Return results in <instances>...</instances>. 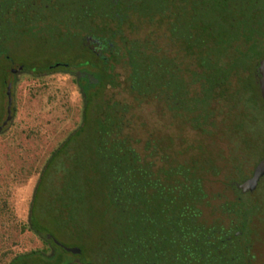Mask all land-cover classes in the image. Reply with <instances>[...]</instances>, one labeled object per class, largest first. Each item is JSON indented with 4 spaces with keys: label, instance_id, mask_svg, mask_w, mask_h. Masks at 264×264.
Segmentation results:
<instances>
[{
    "label": "trees",
    "instance_id": "16d2710c",
    "mask_svg": "<svg viewBox=\"0 0 264 264\" xmlns=\"http://www.w3.org/2000/svg\"><path fill=\"white\" fill-rule=\"evenodd\" d=\"M40 1L0 0V59L10 63L11 40L36 34L43 26L42 18H30L33 6ZM77 1L78 15H73L72 22L79 27L80 40L60 48H79L85 56L74 60L72 66L60 63L45 69L82 68L72 80L81 97L79 122L50 152L34 191L36 196L50 173L70 170L62 203L52 214L66 216L67 204L86 222L81 238H93L90 260L75 257L73 261L247 264L244 223L238 221L248 215L244 194L225 184L234 200L211 206L203 178L215 169L202 151L176 161L168 147L150 138L141 154L130 130L133 110L142 104L160 105L199 134L213 128L218 115L227 117L239 94L250 93V89L260 102L259 109H264L254 71L264 54V0H245L242 6L237 0ZM86 2L95 8H86ZM62 15L64 22L69 19L67 13ZM142 27L149 32L137 36ZM160 29L189 64L182 67L158 49L155 35ZM234 46L238 47L235 56L239 64L225 68V52L235 50ZM246 60L254 61V70L247 75L252 87L244 81ZM118 64L125 70L122 83L114 73ZM18 67L28 73L38 70L29 72L32 65ZM106 90L112 91L108 97ZM116 90L130 101L115 98L120 94ZM72 154L78 160L75 167L67 169ZM208 206L218 214L209 222L202 217ZM32 207L28 228L43 234L52 250L48 255L40 251L17 255L8 264H25L33 255L41 264L72 261L62 262L55 249L66 252L46 238L48 231L35 228L42 226ZM81 238L76 246L82 255L88 248Z\"/></svg>",
    "mask_w": 264,
    "mask_h": 264
},
{
    "label": "rangeland",
    "instance_id": "374dc122",
    "mask_svg": "<svg viewBox=\"0 0 264 264\" xmlns=\"http://www.w3.org/2000/svg\"><path fill=\"white\" fill-rule=\"evenodd\" d=\"M237 1L241 6L246 3L245 0ZM77 3V0H41L35 4L30 18H42L43 26L38 23L37 26H41L38 33L17 36L11 40L13 48L10 52V63L0 59V264H8L15 256L31 251L48 255V251L52 250L44 242L43 234H37L28 228L31 206L33 216L42 226L35 228L38 231H48L61 246L78 247L77 239L85 231V220L74 214V209L67 204L66 216L52 214L62 203V189L68 184L70 170L62 174L59 171L50 173L41 190L34 195L41 170L50 152L79 122L81 97L72 80L82 68L73 69L72 73L70 70L57 68L46 72L45 69L48 65L60 63L72 66L74 60L78 61L85 56L79 48L74 47L69 51L61 49H65L67 42L76 43L80 40L77 33L79 27L72 22L73 15H78ZM85 4L86 8L94 7L90 2ZM62 12L69 15L66 23ZM58 27L60 31H57ZM149 30L142 27L137 36H143ZM155 36L159 50L182 67L189 64L168 42L162 29L157 30ZM234 47L235 50L232 48V51L225 52V68L239 64V58L235 56L238 47ZM253 64V60L244 62V67L248 69L244 72V81L250 87L252 82L247 75L254 70ZM29 65L34 66L28 68L29 72H33V69L40 71L28 73L18 67ZM114 73L118 74L116 80L122 83L124 67L121 64L115 65ZM7 88L11 97V117L2 125L6 117ZM116 91L120 93V90ZM249 91L246 94L240 93L236 106L229 108L228 116L218 115L214 119V127L205 134H199L187 124L172 118L158 104L140 105L131 115L130 134L138 140L136 150L142 154L144 143L155 138L164 147H168V152L173 154L176 161L185 160L197 151H202L215 169V173H206L203 178V187L209 195L210 205L233 201L232 190L226 189L225 184L240 183L248 178L255 164L264 157V109H259L261 105L258 98L251 89ZM111 92L106 90V97ZM231 95H234L232 91ZM115 98L130 101L123 93L115 95ZM253 101L258 102V105H254ZM77 160V156L72 154L67 160V169L69 166L75 167ZM57 191L59 197L54 195ZM242 197L248 210L244 220L238 219L244 223L243 242L246 243L245 246H250L254 264H264V177L258 181L253 192ZM217 216L216 212H211L209 206L203 209L202 217L206 221L209 222ZM83 239L88 253L81 255L80 251L76 256L55 249L62 262L73 261L75 257L80 261L90 260L93 255V238L86 236L81 241ZM39 259L33 255L25 264H41Z\"/></svg>",
    "mask_w": 264,
    "mask_h": 264
},
{
    "label": "water",
    "instance_id": "95a60500",
    "mask_svg": "<svg viewBox=\"0 0 264 264\" xmlns=\"http://www.w3.org/2000/svg\"><path fill=\"white\" fill-rule=\"evenodd\" d=\"M255 78L257 89L259 93L260 99L264 102V54L258 60L256 69H255ZM6 96V117L5 121L2 123L4 125L10 119V104H11V97L9 89L7 88L5 91ZM264 177V157L261 158L254 166L251 175L243 180L240 183H230L233 185L241 194L251 193L255 190L258 181ZM47 239H51V242L63 249L66 253L72 255H78L80 250L77 247H65L61 246L58 242H56L49 234L45 235Z\"/></svg>",
    "mask_w": 264,
    "mask_h": 264
},
{
    "label": "flooded vegetation",
    "instance_id": "af4514ba",
    "mask_svg": "<svg viewBox=\"0 0 264 264\" xmlns=\"http://www.w3.org/2000/svg\"><path fill=\"white\" fill-rule=\"evenodd\" d=\"M234 236H238L239 235V233H235V234H233ZM244 247H246V249H247V253L248 254H246V255H243L244 257H248L247 258V264H254V256H253V254H252V251H251V248H249L250 246H244ZM245 249V248H244ZM67 264H88V263H81V262H79V261H70V262H68Z\"/></svg>",
    "mask_w": 264,
    "mask_h": 264
}]
</instances>
